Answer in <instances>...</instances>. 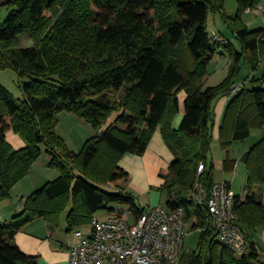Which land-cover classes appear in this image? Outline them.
<instances>
[{"label":"trees","instance_id":"trees-1","mask_svg":"<svg viewBox=\"0 0 264 264\" xmlns=\"http://www.w3.org/2000/svg\"><path fill=\"white\" fill-rule=\"evenodd\" d=\"M262 0H238L236 15L226 0H4L9 9L0 24V71L14 70L22 98L0 84V202L26 177L45 144L49 167L60 175L29 195L23 210L0 221V264H38L16 236L29 222L43 218L50 230L68 210V231L91 223L95 214L118 202L138 216L146 208L127 190L130 174L120 166L127 153L143 155L160 128L175 155L160 190L166 206L184 208L192 227L200 230L197 250L183 249L180 264H264L255 234L264 228V137L245 155L248 170L245 197L235 196L237 223L247 251L238 255L224 246L208 210L188 199L196 183L211 196L216 178L213 157L215 101L230 94L245 59L252 71L264 61V28L251 29L242 13ZM210 13H220L232 38L223 44L209 31ZM26 35L33 40L20 44ZM221 35V34H220ZM220 46L228 49L227 77L205 86L208 66ZM225 108L219 142L228 151L264 127V74L253 77ZM185 115L178 128L180 93ZM73 112L96 134L74 151L56 130L58 115ZM114 120L108 125L112 115ZM107 125V126H106ZM13 130L27 142L15 149L6 139ZM234 160L226 158L224 165ZM204 169L199 172V166ZM235 163V162H234ZM114 210H111V212Z\"/></svg>","mask_w":264,"mask_h":264},{"label":"crops","instance_id":"crops-1","mask_svg":"<svg viewBox=\"0 0 264 264\" xmlns=\"http://www.w3.org/2000/svg\"><path fill=\"white\" fill-rule=\"evenodd\" d=\"M3 1L4 0H0V2ZM259 5L264 6V0H262ZM256 7L258 8V6ZM253 9L248 8L246 11H250L251 13ZM0 10L4 17L9 13L8 8L3 11L2 7H0ZM244 21L246 22L245 19ZM214 31L215 29L210 32L213 33ZM222 53L227 56V53ZM229 67L230 65H228V69ZM256 71H253L251 81L253 77H257L255 74ZM4 72L5 71H0V83L8 86L5 80H1L3 76H5L3 75ZM13 76L14 75L12 74L11 77ZM220 82L214 84L210 83L208 84V86H214L219 84ZM238 82L243 83L241 80H239ZM205 83H207L206 76L204 78V85H206ZM179 97L180 112L174 121V126L176 128L180 126L185 115V91H182ZM229 100L230 95H224L218 98L214 103L215 127L213 148L218 145L217 142L219 141V128ZM62 120L67 121V128L65 131V126L63 128H60ZM56 130L60 134V136H62L68 142L69 146L74 151L81 150L85 141L96 134V131L85 119H82V117L73 112H61L58 115V124L56 126ZM258 132V134L260 135L255 140L248 141L250 137L254 136L252 130L248 138L242 141L235 142L232 145V148L234 146H239L238 151L237 149L232 150V148L228 151L222 149V158L214 157L215 169H221L226 173V175H222L221 179H217V177H215L216 182L223 180L227 181L232 193L235 196L239 195L245 197L247 193L248 170L245 162L243 161V156L261 138L264 137V127L259 128ZM6 139L15 149H22L27 146L26 140L20 134L14 132L13 130H8L6 132ZM227 157L233 159L235 163H227L226 165H224V160ZM174 159L175 155L165 142L160 128H158L154 132L149 146L143 155L127 153L121 159L120 166L130 174V178L126 183L127 190L131 191L137 196V202L141 207L148 208L159 204L166 205L167 195L165 192L160 190V187L164 183V179L161 177L160 173L163 170H167ZM49 161V155L48 157H42V159L40 156L39 159L33 164L30 173L13 187L11 197L0 202V221L11 220L15 215L23 210L24 202L29 195L38 190L46 182L55 179L60 175V172L58 170L52 169L48 166ZM43 177L45 178L43 179ZM239 179H242L244 185L246 186L244 195L240 192L234 191L235 184ZM256 192L258 194H264V186L257 188ZM65 218V222L68 224L67 215L65 216ZM60 226L55 230H50L48 223L43 218H39L32 222H29L26 226H24L18 232L16 240L26 254L39 257L38 264H69L70 246L75 240L74 234L73 231L70 232V234L66 237L68 238V236H70V239H72L67 240L66 237L64 238L63 233L60 231ZM255 240L258 249L264 252V228H259L257 230L255 234Z\"/></svg>","mask_w":264,"mask_h":264},{"label":"built area","instance_id":"built-area-1","mask_svg":"<svg viewBox=\"0 0 264 264\" xmlns=\"http://www.w3.org/2000/svg\"><path fill=\"white\" fill-rule=\"evenodd\" d=\"M258 9L264 15V6ZM213 35L214 40L229 43L223 35ZM242 87L240 82L233 85L229 95ZM203 169L201 163L199 172ZM187 197L208 210L222 245L238 255L246 253L245 235L234 210L235 195L227 181L215 182L211 196L196 183ZM186 221L184 208L171 210L163 204L148 207L138 216L129 206L117 208L106 220L94 217L87 231L81 227L73 231L69 264H179Z\"/></svg>","mask_w":264,"mask_h":264},{"label":"rangeland","instance_id":"rangeland-1","mask_svg":"<svg viewBox=\"0 0 264 264\" xmlns=\"http://www.w3.org/2000/svg\"><path fill=\"white\" fill-rule=\"evenodd\" d=\"M0 7H2L3 11H5L8 8L6 5H2ZM225 9H226L227 14L235 15L238 11V0H226ZM1 16H3V15H2L1 10H0V24L3 23L5 21V19L7 18V15L5 17L4 16L1 17ZM242 16H243V19L246 20V22H247L246 24H248L250 26L249 28L257 29V28H263L264 27V15L261 11L258 10L257 7L254 8L251 13H250V11L249 12L248 11L243 12ZM208 28H209V31H212L215 29L214 32H217L219 34L223 33L228 38L233 37L231 30L227 27V24H226L225 20L223 19L222 14H220V13H210V16L208 19ZM232 41L234 43V46L238 48L239 44H238L237 40L232 38ZM32 43H33V40L30 37H28L26 35H22L20 37V44L22 46H28V45H31ZM222 52L227 53V56L225 54H223ZM228 54H229L228 49L225 46H220L216 50L214 57L212 58V61L210 62L209 66H208V73L206 75V82L207 83H205L206 84L205 86H208V84H210V83H212V84L218 83V82L222 81L228 75V73H229L228 65H230V63H231V58H230V55H228ZM241 67H242V71H241L239 80H241L245 84V86L252 87L253 83L251 81V78L253 76V71L250 69L248 62L245 59L242 61ZM12 74L14 75L13 77H11ZM255 74L257 77H260L264 74V61L261 64V66L259 67V69L256 71ZM3 75H5V76H3V78L1 80H5L6 84L8 85V86H6V85L5 86L7 88H9L16 95V97L22 98L23 93L19 88L18 81H17L18 77H17L16 72L14 70H11V69L5 70ZM0 84H3V83H0ZM63 113H67V112H63ZM63 115H65V114H63ZM115 116H116L115 114L111 116L107 125L111 121L114 120ZM62 118H63V116H62ZM82 119H84V118H82ZM66 126H67V121L62 120L60 128L64 127V131H65L67 128ZM258 130H259V128L253 129V133H254L253 135L254 136L250 137L248 141L255 140L260 135V134H258L259 133ZM66 143L68 144L67 141H66ZM217 143H218V145L213 148V152H212L213 157L222 158V156H223L222 155V153H223L222 147L220 146L219 141ZM68 146H69V144H68ZM41 148H42L41 159H42V157H48V155L50 156L49 152L47 151V147L45 144H41ZM231 148H232V146H231ZM231 148H230V150H231ZM233 149L234 150L237 149V151H238L239 146H234L232 148V150ZM50 160H51V156H50ZM48 166H49V164H48ZM52 169H55V168H52ZM55 170H57V169H55ZM223 174L226 175V173L223 172L221 169H219V170L215 169V177H217V179H221ZM44 178L45 177H43V179ZM245 188H246V186L244 185L243 180L239 179L235 184L234 191L240 192L244 195L245 194ZM107 206H108L107 208L97 212L95 214V217L98 218L99 220H106L110 216L111 210H116L117 208H121V207H128L127 205H124V204H121L118 202L108 203ZM66 215H67V211H65L62 215L61 226H60L61 227L60 231L63 233L64 238L70 234V232L67 231L68 224L65 222V219H66L65 216ZM133 220H134V218H133ZM192 224H193V219H190V220L188 219L186 221V231H185V238H184V250L185 251L197 250L198 246H199L201 231L199 229L194 230L192 227ZM90 227H91V223L81 226V228L85 231H87ZM66 239L71 240L72 238L70 239V236H68V238L66 237ZM72 242H73V240H72Z\"/></svg>","mask_w":264,"mask_h":264}]
</instances>
